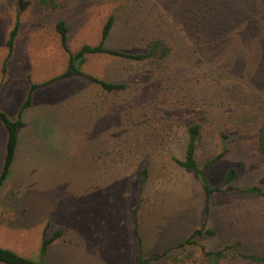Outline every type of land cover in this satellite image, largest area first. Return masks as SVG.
<instances>
[{"label":"rangeland","instance_id":"1","mask_svg":"<svg viewBox=\"0 0 264 264\" xmlns=\"http://www.w3.org/2000/svg\"><path fill=\"white\" fill-rule=\"evenodd\" d=\"M28 1L5 63L15 0H0V112L16 120L35 87L0 190V247L32 259L43 239L61 229L41 262L137 264L140 254L158 255L205 223L213 231L197 239L205 250L236 244L219 264H254L238 253L264 257V197L213 192L206 214L200 179L175 170L174 161L184 155L187 127L199 123V168L227 150L204 170L208 186L222 185L236 169L234 187L264 192V159L256 150L264 64L256 67L255 60L257 54L264 58L263 0H57L54 7ZM111 15L107 48L144 53L159 37L171 48L169 56L145 64L86 55L82 72L123 83L116 93L86 76L46 84L64 72L70 54L99 43ZM58 21L67 27L64 44ZM54 126L65 135L61 149L49 143ZM5 139L0 122V171ZM143 168L146 190L157 189L138 201ZM136 204L140 246L133 235ZM199 245L174 249L150 264H206Z\"/></svg>","mask_w":264,"mask_h":264},{"label":"trees","instance_id":"2","mask_svg":"<svg viewBox=\"0 0 264 264\" xmlns=\"http://www.w3.org/2000/svg\"><path fill=\"white\" fill-rule=\"evenodd\" d=\"M39 1L41 4H44V5L51 4L52 7H54L56 6L55 4L57 0H39ZM29 4L30 2L28 0H17L15 4L16 21L14 23L12 30L9 33L8 40L6 42V46L8 48V54L6 56L5 63L8 61V59L10 58L12 54L14 41H15V38L17 36L18 29H19L20 15L25 11V9L29 6ZM114 25H115L114 16L111 15L108 17L107 21L105 22L102 28V33H101V38H100L99 43L95 46L83 45L75 54H70L66 70L59 77L51 79L46 84H50L54 81L64 79V78L75 77V76H86L90 80L98 84L104 91L108 93H116V91L122 90L125 88V85L123 83L107 82L105 80L87 76L82 72L81 66L86 61V55L88 54H108V55H112L115 57H120L122 59L131 60L137 63L143 62L146 64L148 62L150 64H155V63H159L163 61L171 53V48L164 42L162 38H159V37H156L150 40L147 51L144 53L133 54V53L122 52L121 50H118V49L107 48L105 43L108 37L111 35V31L114 28ZM56 31L59 33L61 37V41L64 44L66 40V35H67V27L64 21H58L56 23ZM258 56L259 54H257L256 59H255L259 61L256 67L261 64H264V58L260 59V56L259 58ZM157 69H159L158 65L155 70L158 71ZM3 71H5V66L3 67ZM151 75L153 76V73ZM159 75H162V74L159 73ZM151 80L154 81L153 78H151ZM34 90H35V87L32 86L27 99L23 102L22 106L19 109L18 117L16 120L12 121L4 113L0 112V122L6 132L3 163H2V167L0 171V190L5 180L8 178V175L11 170V166L14 161L15 152H16L17 143H18L17 133H18V130L23 125L21 115L23 111L31 105V100H32L31 95ZM261 95L263 94L256 93L257 97H260ZM186 133H187V144L185 146L184 155L181 159L174 158V161L178 166L194 172L200 179L202 185L204 186V190L206 192V206H205L206 214H208V197L213 192L236 191L240 193H246L250 195L264 197V192L262 191L260 187L251 186L243 190L234 187L232 185V182L235 181L237 178L236 169H230L227 172V175L222 185L217 186L215 188H210L205 178L203 177V172L207 167L219 161L224 156V154L227 152V150H222L217 155H215L213 158H211L210 160H207L203 167L199 168L195 161L194 151L196 148V142L200 138V124L193 123L192 125L188 126ZM256 150L259 153V155L264 159V119L261 121V124L259 125L257 129ZM145 174H146V169H143L139 173V186H141L142 183L144 182ZM137 208L138 206L136 205L133 210V214L135 216L133 235L135 239L137 240V243L140 246L141 239L138 234L137 221H136ZM61 233H62L61 231H58V232H55V234L51 238L43 239V242L40 248L41 258L39 260H33L30 258H26V257L16 254L15 252L9 249L0 247V263H3V264H45L44 262H41L40 260L44 256V253L47 247L49 246V244L54 239H56L58 236H60ZM204 234H209V235L213 234V231L207 228L205 223H203L199 229L194 230L192 234L184 242L178 244L173 249L166 250L163 254L155 258L143 259L142 255L140 254L138 257L137 264H148L149 262H152V261L157 262V261L162 260L163 258H168L170 255V252L174 249L177 250V249H184L187 246H196V245L198 246L199 244H198L197 239ZM199 248L202 251V255H203L204 260L206 261V264H219L222 260H224L225 258L229 256V252H228L229 249H233V250L236 249V244L224 246L222 249H219L214 252L205 250L204 246L201 244L199 245ZM238 256L247 262H252L254 264H264V257L260 255H256L252 253L250 254L238 253ZM174 260L176 261V258H174Z\"/></svg>","mask_w":264,"mask_h":264},{"label":"crops","instance_id":"3","mask_svg":"<svg viewBox=\"0 0 264 264\" xmlns=\"http://www.w3.org/2000/svg\"><path fill=\"white\" fill-rule=\"evenodd\" d=\"M16 2H17V0H15V3H14V12H15V4H16ZM29 6H30V4H29ZM28 6V7H29ZM27 7V8H28ZM27 8L25 9V11L27 10ZM24 11V12H25ZM23 12V13H24ZM23 13L20 15V19H19V29H18V33H17V36H16V38H15V41H16V39H17V37H18V35H19V32H20V26H21V18H22V15H23ZM15 15H16V12H15ZM12 30V29H11ZM15 41H14V44H15ZM13 49H14V45H13ZM12 53H13V50H12ZM8 54V53H7ZM11 56H12V54H11ZM10 56V57H11ZM6 59V58H5ZM4 59V60H5ZM10 59V58H9ZM9 59H8V61H9ZM7 61V62H8ZM67 68V67H66ZM66 70V69H65ZM64 70V71H65ZM24 102V101H23ZM32 102V101H31ZM23 104V103H22ZM22 104L20 105V107L22 106ZM20 107H19V109H20ZM26 110V109H25ZM24 110V111H25ZM23 111V112H24ZM22 122H23V120H22ZM23 126V125H22ZM15 158V157H14ZM178 166V165H177ZM143 169H145V168H143ZM175 170H180V171H182V172H191V174L192 175H194L195 173L194 172H192V171H190V170H187V169H184V168H182V167H180V166H178ZM169 173V172H168ZM148 174H149V172H148ZM145 177H146V174H145ZM145 177H144V182L142 183V185L141 186H139V184H138V187H139V192L137 193V200L138 201H140L141 200V195H143L144 196V194H153L154 192H156V189L154 190V191H151V193H150V191H148V190H146V179H145ZM162 178V177H161ZM139 179V178H138ZM74 195H76V196H78V195H80L78 192H76ZM139 204H140V202H139ZM137 205V204H136ZM136 205H134L133 206V208H132V212H133V210H134V207L136 206ZM138 207H139V205H138ZM137 210H138V208H137ZM133 216H134V214H133ZM200 228V227H199ZM199 228H196V229H199ZM196 229H194V230H196ZM193 230V231H194ZM58 231H61V232H63L61 229L60 230H58ZM57 231V232H58ZM192 231V232H193ZM192 232L183 240V241H181V242H179V243H177V244H175V245H172V246H169V247H167L164 251H162L161 253H159L158 255H155V256H153V257H149V258H143V259H151V258H155V257H157V256H159V255H161V254H163L166 250H168V249H173V248H175L178 244H180V243H182V242H184L191 234H192ZM62 234V233H61ZM139 234V233H138ZM140 237V236H139ZM49 247L50 246H48L47 247V249H46V251L45 252H47V250L49 249ZM46 256V253H44V256H43V259L44 258H46L45 257ZM33 260H39L41 257H40V252L39 253H37V255H36V257H34V256H32L31 257ZM137 262H138V259H137ZM152 262H154V261H152ZM152 262H149L148 264H150V263H152Z\"/></svg>","mask_w":264,"mask_h":264},{"label":"clouds","instance_id":"4","mask_svg":"<svg viewBox=\"0 0 264 264\" xmlns=\"http://www.w3.org/2000/svg\"><path fill=\"white\" fill-rule=\"evenodd\" d=\"M65 135L55 126L50 133L49 143L56 149H61L64 146ZM74 151V149H73ZM71 154V153H69Z\"/></svg>","mask_w":264,"mask_h":264}]
</instances>
